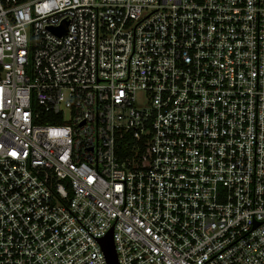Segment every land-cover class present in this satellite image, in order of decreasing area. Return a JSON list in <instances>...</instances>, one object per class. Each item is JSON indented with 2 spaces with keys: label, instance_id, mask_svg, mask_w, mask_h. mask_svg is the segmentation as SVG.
<instances>
[{
  "label": "built area",
  "instance_id": "2783aa9c",
  "mask_svg": "<svg viewBox=\"0 0 264 264\" xmlns=\"http://www.w3.org/2000/svg\"><path fill=\"white\" fill-rule=\"evenodd\" d=\"M264 264V0H0V264Z\"/></svg>",
  "mask_w": 264,
  "mask_h": 264
},
{
  "label": "water",
  "instance_id": "95a60500",
  "mask_svg": "<svg viewBox=\"0 0 264 264\" xmlns=\"http://www.w3.org/2000/svg\"><path fill=\"white\" fill-rule=\"evenodd\" d=\"M104 248H105L109 263L110 264H118L117 255L115 252L114 243H113V239H112L111 235L104 242Z\"/></svg>",
  "mask_w": 264,
  "mask_h": 264
}]
</instances>
